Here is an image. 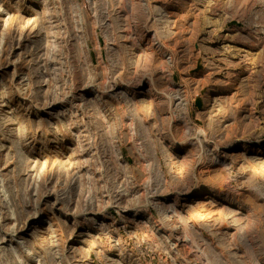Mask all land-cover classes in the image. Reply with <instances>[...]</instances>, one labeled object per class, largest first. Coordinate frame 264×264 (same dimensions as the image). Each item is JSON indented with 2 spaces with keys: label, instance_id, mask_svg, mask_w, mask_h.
<instances>
[{
  "label": "rangeland",
  "instance_id": "obj_1",
  "mask_svg": "<svg viewBox=\"0 0 264 264\" xmlns=\"http://www.w3.org/2000/svg\"><path fill=\"white\" fill-rule=\"evenodd\" d=\"M0 264H264V0H0Z\"/></svg>",
  "mask_w": 264,
  "mask_h": 264
}]
</instances>
